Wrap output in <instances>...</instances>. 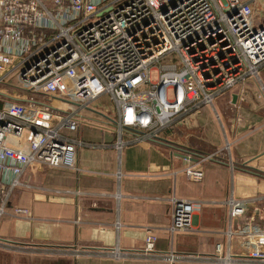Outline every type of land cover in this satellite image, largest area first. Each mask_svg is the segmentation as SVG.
Listing matches in <instances>:
<instances>
[{
  "label": "built area",
  "instance_id": "2783aa9c",
  "mask_svg": "<svg viewBox=\"0 0 264 264\" xmlns=\"http://www.w3.org/2000/svg\"><path fill=\"white\" fill-rule=\"evenodd\" d=\"M259 12L264 19V0H0V180L20 185L31 165L74 168L82 143L72 136L81 125L78 111L96 112L93 103L102 95L113 104L105 114L117 129L118 148L123 132L133 141H160L190 112L257 77L264 64ZM12 74L18 86L8 94ZM20 90L30 95L19 96ZM33 94L41 98L35 102ZM197 164L183 169L189 180L202 179ZM227 203L234 213L244 207ZM193 215L190 201L172 197L170 234L188 231ZM225 237L224 252L215 245L218 263L264 264V230L232 222ZM155 240L146 235L144 250L152 251ZM0 247L24 248L1 240Z\"/></svg>",
  "mask_w": 264,
  "mask_h": 264
},
{
  "label": "crops",
  "instance_id": "0c3cea01",
  "mask_svg": "<svg viewBox=\"0 0 264 264\" xmlns=\"http://www.w3.org/2000/svg\"><path fill=\"white\" fill-rule=\"evenodd\" d=\"M76 132L82 143L74 168L31 165L20 185L0 180L7 193L0 192V240L24 246L0 247V264H220L215 245L227 249L230 223L264 230V64L256 78L183 117L160 141H133L123 132L118 148L105 115ZM213 153L215 159L200 161ZM193 162L203 171L199 181L183 173ZM172 197L190 201L194 213L191 228L173 235ZM229 199L244 203L240 213L229 209ZM148 234L156 236L150 252ZM114 249L127 255L114 257Z\"/></svg>",
  "mask_w": 264,
  "mask_h": 264
},
{
  "label": "rangeland",
  "instance_id": "374dc122",
  "mask_svg": "<svg viewBox=\"0 0 264 264\" xmlns=\"http://www.w3.org/2000/svg\"><path fill=\"white\" fill-rule=\"evenodd\" d=\"M263 23H264L263 13L262 12H259L258 15H257V17L255 18V26L256 27H259ZM7 82L10 85H12V86L7 87V90L9 92L12 91V90H15L16 88L14 89V87L15 86H18V83H17V79H16V75L15 74L10 75L7 78ZM20 91L25 96L30 95L29 92H27V91H24V90H20ZM38 98H41V96L40 95L33 94V98H32L33 101L37 102V99ZM54 100L57 101V99H54ZM59 101L62 102L61 100H59ZM74 103H81V102L80 101H74ZM65 104L71 105V107L76 108V109L78 108V106H76L73 103H71V104L65 103ZM91 105H93V104H91ZM112 108H113V104L110 103L107 98H105L103 100H100L99 103L97 104V107H96V111L99 112L100 114L95 113V112L91 111L88 108H80L79 111H78L77 118L80 120L81 125H84V124L88 125V124L92 123L93 121H95L97 118L100 119V118L104 117V115L107 117V115L105 113H109V111ZM67 110L69 111L68 108H67ZM83 127L86 128V126H83ZM72 135H74L76 137L78 135V132L73 133Z\"/></svg>",
  "mask_w": 264,
  "mask_h": 264
},
{
  "label": "bare ground",
  "instance_id": "6f19581e",
  "mask_svg": "<svg viewBox=\"0 0 264 264\" xmlns=\"http://www.w3.org/2000/svg\"><path fill=\"white\" fill-rule=\"evenodd\" d=\"M259 68H260V67H259ZM258 70H259V69H258ZM257 74H258V73H257ZM252 78H253V77H252ZM255 78H256V77H255ZM234 86H235V85H234ZM234 86H233V87H234ZM230 89H231V88H230ZM227 91H228V90H227ZM227 91H225V92H227ZM225 92H224V93H225ZM224 93H223V94H224ZM223 94H222V95H223ZM222 95H220V96H222ZM105 96H107V95H105ZM220 96H218V97H220ZM218 97H216V98H218ZM216 98H215V99H216ZM215 99H214V100H215ZM214 100H213V101H214ZM212 105H213V102H212L211 106H212ZM202 106H205V105H202ZM202 106H201V107H202ZM207 106H208V105H207ZM190 113H192V112H190ZM190 113H189V114H190ZM189 114H187V115H189ZM187 115H186V116H187ZM216 115H217V114H216Z\"/></svg>",
  "mask_w": 264,
  "mask_h": 264
},
{
  "label": "water",
  "instance_id": "95a60500",
  "mask_svg": "<svg viewBox=\"0 0 264 264\" xmlns=\"http://www.w3.org/2000/svg\"><path fill=\"white\" fill-rule=\"evenodd\" d=\"M185 158H187V156H184ZM189 159H191L192 160V158L190 157ZM194 160V159H193Z\"/></svg>",
  "mask_w": 264,
  "mask_h": 264
},
{
  "label": "trees",
  "instance_id": "16d2710c",
  "mask_svg": "<svg viewBox=\"0 0 264 264\" xmlns=\"http://www.w3.org/2000/svg\"><path fill=\"white\" fill-rule=\"evenodd\" d=\"M0 105H1V102H0Z\"/></svg>",
  "mask_w": 264,
  "mask_h": 264
}]
</instances>
